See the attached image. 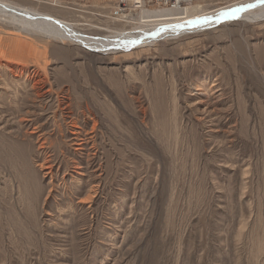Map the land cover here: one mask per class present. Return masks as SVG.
<instances>
[{
	"label": "rangeland",
	"instance_id": "374dc122",
	"mask_svg": "<svg viewBox=\"0 0 264 264\" xmlns=\"http://www.w3.org/2000/svg\"><path fill=\"white\" fill-rule=\"evenodd\" d=\"M3 1L100 37L172 11ZM0 82V264H264V19L113 55L0 23Z\"/></svg>",
	"mask_w": 264,
	"mask_h": 264
},
{
	"label": "bare ground",
	"instance_id": "6f19581e",
	"mask_svg": "<svg viewBox=\"0 0 264 264\" xmlns=\"http://www.w3.org/2000/svg\"><path fill=\"white\" fill-rule=\"evenodd\" d=\"M191 3L192 0H188V4ZM181 8L176 11H143L138 21L139 26L132 24L134 21L131 18L127 21L129 24L134 25L131 30L119 31L109 36L100 37L83 33L75 28V24L57 19L51 15L0 0V23L29 36H38L64 45L80 47L90 53L113 55L135 51L139 48L153 47L160 42L176 40L187 34L204 32L221 25L227 26L233 22L257 23L264 19V0H251L242 4H232L214 11ZM36 53L38 51H35ZM76 88L74 86L72 91L75 92ZM86 95L83 98H86Z\"/></svg>",
	"mask_w": 264,
	"mask_h": 264
},
{
	"label": "built area",
	"instance_id": "2783aa9c",
	"mask_svg": "<svg viewBox=\"0 0 264 264\" xmlns=\"http://www.w3.org/2000/svg\"><path fill=\"white\" fill-rule=\"evenodd\" d=\"M183 0H120L119 11H128L129 8L138 12L146 7V5H156L161 8H167L170 10H178ZM123 10V11H122ZM124 14V13H122Z\"/></svg>",
	"mask_w": 264,
	"mask_h": 264
}]
</instances>
